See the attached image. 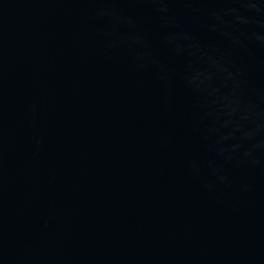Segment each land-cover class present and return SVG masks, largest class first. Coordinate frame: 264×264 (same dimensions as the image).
<instances>
[{
    "label": "water",
    "instance_id": "1",
    "mask_svg": "<svg viewBox=\"0 0 264 264\" xmlns=\"http://www.w3.org/2000/svg\"><path fill=\"white\" fill-rule=\"evenodd\" d=\"M0 264H264V0H0Z\"/></svg>",
    "mask_w": 264,
    "mask_h": 264
}]
</instances>
